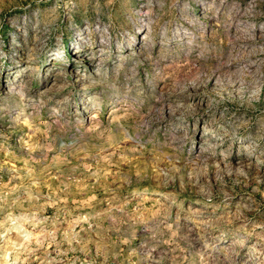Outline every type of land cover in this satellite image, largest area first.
Wrapping results in <instances>:
<instances>
[{"label": "rangeland", "instance_id": "rangeland-1", "mask_svg": "<svg viewBox=\"0 0 264 264\" xmlns=\"http://www.w3.org/2000/svg\"><path fill=\"white\" fill-rule=\"evenodd\" d=\"M0 264H264V0H0Z\"/></svg>", "mask_w": 264, "mask_h": 264}]
</instances>
